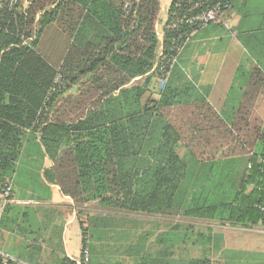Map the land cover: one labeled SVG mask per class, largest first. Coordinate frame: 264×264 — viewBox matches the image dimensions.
<instances>
[{"label":"trees","instance_id":"obj_1","mask_svg":"<svg viewBox=\"0 0 264 264\" xmlns=\"http://www.w3.org/2000/svg\"><path fill=\"white\" fill-rule=\"evenodd\" d=\"M13 1L0 0V185L10 184L11 201L21 155L34 145L52 164L42 173L47 185L57 186L76 207L99 208L86 228L79 224L87 264L94 248L89 245L117 231L114 215L264 228V120L254 111L264 73L258 65L243 80L237 69L242 85L229 88L218 111L208 102L210 88L183 75L180 55L169 68L185 37L201 30L179 23L192 14L185 2H172L158 60L159 0ZM208 3L236 10L237 35L264 33V0ZM165 72L169 76L156 93L152 89ZM33 210L10 202L0 231L35 239ZM15 215L27 225L10 222ZM145 237L136 240L138 255ZM155 238L157 258L143 254L134 264H212L175 263L171 250L218 243L215 234L178 226ZM223 252L222 264H253L252 254ZM57 264L76 262L63 257Z\"/></svg>","mask_w":264,"mask_h":264},{"label":"crops","instance_id":"obj_2","mask_svg":"<svg viewBox=\"0 0 264 264\" xmlns=\"http://www.w3.org/2000/svg\"><path fill=\"white\" fill-rule=\"evenodd\" d=\"M159 5L160 10L155 24V30L158 32L163 30L167 22L171 0H159ZM234 10H231L234 14L230 23L232 24V29L238 25L240 19L236 14V10ZM160 12H164L166 16L163 23L160 20ZM223 31H226L230 36L223 35ZM262 40H264V33L255 34L252 37H249V35L239 36L236 32L235 35L231 34V32L219 25H210L198 31L186 46L188 49L194 42L193 45L197 50L195 62L197 61V65L200 68V72L196 77V86L210 88L208 102L218 111H222L225 107L224 99L229 88L239 89L242 85L243 81L235 79L236 71L239 67L241 68L239 78L242 80L245 73L247 75L254 65H258L264 73V51L260 49V45H264ZM260 42L262 43L260 44ZM215 43H217V47L220 46L221 48L215 49ZM135 80L137 81L138 79ZM254 111L256 116L264 120V92L259 95ZM20 159L22 162L18 163V170L21 174L18 173L15 177L17 185H12L13 199L11 203L18 207L29 206L34 209L33 212H36L31 218L32 220H30V225L37 227L32 228V230L36 233L35 239L42 244V253L38 254L41 260H31L35 259L37 254L32 256L24 249L19 250L18 253L16 250L8 253L7 247L21 248L24 245L28 246V239L30 238H25L17 234L16 231H10L11 229L0 231V252L7 253L12 258L25 264H33L30 261H25L27 258L37 264H57L58 260L63 257L77 262L81 258L82 252V237L79 224L82 223L84 228L87 227L86 224H83L84 220L82 218L84 217L77 216L76 205L71 199L63 196L57 186L47 185L42 179L43 171L51 168L52 164L44 156L41 149L39 151L25 150ZM2 212H0V217ZM9 221L24 227L27 225L24 220L16 215L11 216ZM103 234V241L89 245L94 247L89 255L91 264H132L129 259L124 262L118 260L117 256L112 257V253L107 250L112 248L108 246L113 245L135 244L137 246V242L130 244V241L126 240V238L132 240L133 233L105 232ZM30 236L32 237V235ZM43 241L45 242L43 243ZM29 244V246L33 245L32 243Z\"/></svg>","mask_w":264,"mask_h":264},{"label":"rangeland","instance_id":"obj_3","mask_svg":"<svg viewBox=\"0 0 264 264\" xmlns=\"http://www.w3.org/2000/svg\"><path fill=\"white\" fill-rule=\"evenodd\" d=\"M229 15L225 16V19H228ZM166 16L164 12H160V20L165 22ZM223 35L230 36L226 31H223ZM194 41V40H193ZM192 41V42H193ZM191 42V43H192ZM195 42V41H194ZM194 42L190 45V48H186L179 56V68L181 69L183 75H185L186 79L191 81L192 83L196 84V77L200 72V68L197 65V61L195 62V55L197 54L196 47L193 45ZM217 42V41H216ZM215 49L221 48L220 46L217 47V43H215ZM184 54V55H183ZM183 58V59H182ZM162 88V87H161ZM153 91L156 92V84L154 85ZM157 93V92H156ZM260 113V112H259ZM27 151H34L36 147L34 145H30L29 148L26 147ZM184 152L183 149H179L178 153L182 155ZM14 186L17 185L13 184ZM20 186V185H18ZM13 199V197H12ZM96 203H90L86 207H77L76 213L78 217H84L83 224L87 226L88 215L94 216L96 212H99V208L96 207ZM114 220L111 223L112 226L117 228L116 232H129L133 233L132 235V242L130 244L136 243V240L139 237L146 236V241L144 248L141 249L142 253L145 255H150L152 258H157L159 255L157 252L159 251L160 247L155 245V237L159 232H167L172 227L178 226V230L180 231H190V232H199V233H210L215 234L218 239V243L216 246H212L210 248H202V247H193L190 245L187 246H180L175 247L171 250V259L173 262L179 261H188V260H201V259H208L212 264H222V258L224 256V250L232 251L237 250L244 254H252L253 256L250 257V262L253 264H261L264 262V234L259 233L261 228H256L253 230H241L236 228H229L227 226H221L216 223H209L207 221H198L192 219H185L183 217H176V218H166L160 216H131V215H114ZM124 222V223H123ZM148 235V236H147ZM221 238V239H220ZM33 237L28 239L29 243L33 245H27L20 247H7L8 253L10 251L16 250L17 253L19 250L24 249L27 250L28 254L35 255L37 257L35 259H31L37 261L39 258L38 254L42 253V244L38 241H34ZM142 245V244H141ZM115 246V247H114ZM112 247L109 248L107 251H110L112 257L117 256L118 260L134 262L139 259V257L143 254L138 255V246L134 245H113L108 246ZM129 248V249H128ZM36 252V253H35ZM101 253V252H100ZM7 254V253H4ZM16 254V253H15ZM21 254V252H20ZM9 256V254H7ZM11 257V256H10ZM16 257H18L16 255ZM42 257V256H40ZM12 258V257H11ZM15 259V258H13ZM16 260V259H15ZM24 260V259H23ZM30 258H27L25 261H31ZM41 260V259H40ZM25 264V263H24ZM43 264V263H42Z\"/></svg>","mask_w":264,"mask_h":264},{"label":"built area","instance_id":"obj_4","mask_svg":"<svg viewBox=\"0 0 264 264\" xmlns=\"http://www.w3.org/2000/svg\"><path fill=\"white\" fill-rule=\"evenodd\" d=\"M13 1V0H12ZM14 2V1H13ZM173 0H171L172 5ZM180 2H184L187 4L186 12L188 14H191L189 16L183 17L179 20L180 24L183 25H197L199 29L205 28L209 24H219L222 27H224L225 30L231 32V34L235 35V31L232 29L231 19L234 17V14L230 9H223V7L220 4L211 5L209 4V0H180ZM170 5V9H171ZM169 9V11H170ZM229 15L228 19H225V16ZM177 25H172V27H176ZM197 29V28H196ZM197 31V30H196ZM196 31H191L188 36L185 37L184 44L182 48L178 51L177 57L173 58L169 64V68L176 63L178 56L181 54V51L183 50L184 46L187 45L194 35H196ZM156 36L159 41V51H158V60L162 56V50H161V43L163 39V33L162 31L156 30ZM169 76V72H165L163 75V78L159 79L156 83V90L161 89L163 85L165 84L167 78ZM11 202V186L9 183H5L4 185H0V212L3 211V209L10 204ZM253 230V229H252ZM259 233L264 234V228H261V231ZM9 262H13L14 264H24L22 262H19L18 260H15L8 256L7 254H4L3 252H0V264H8ZM88 262V251L82 250L81 252V258L76 262V264H87Z\"/></svg>","mask_w":264,"mask_h":264}]
</instances>
